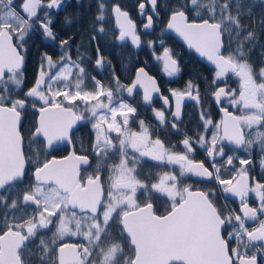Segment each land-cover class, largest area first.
<instances>
[{"label":"snow or ice","instance_id":"1","mask_svg":"<svg viewBox=\"0 0 264 264\" xmlns=\"http://www.w3.org/2000/svg\"><path fill=\"white\" fill-rule=\"evenodd\" d=\"M62 5L63 0H22L19 5L15 0H0V264H31L33 259L38 264H264V183L250 176L257 149L264 173V67L257 71L245 52L258 39L242 23L251 16V6L244 0H175L166 5V29L214 66L209 87L223 114L214 123L191 80L183 90H170L175 100L172 129L180 131L185 99L200 107L198 127L204 129L196 138L185 133L180 141L183 151L177 152L176 145L168 147L160 138L153 139L144 120L139 121V131L131 128L141 105L133 106L125 93L134 98L138 87L143 89V105H151L153 93L160 94L163 106L153 109L159 125H167L165 112L171 111L170 98L160 93L145 67L136 70L130 85L121 83L113 68L111 82L104 84L88 77L79 50L77 59H72L65 39L60 42L59 60L44 54L35 83L20 95L26 38L39 29L54 41L50 10ZM138 9L146 21L143 29H153L160 16V0H140ZM109 15L119 29L113 38L130 39L140 47L137 26L119 4L109 6L106 0H97L95 31L107 34ZM66 23L71 21L66 18ZM260 25L264 27V18ZM147 46L154 48V42ZM99 52L97 47L96 67H111ZM155 58L163 62L167 76L180 72L169 48ZM229 74L238 81V88L226 86ZM221 81L225 87H218ZM29 106L39 117L25 135L22 116ZM229 107L240 114L234 115ZM81 121L91 124L94 135L87 147L81 143L77 151L73 129ZM213 129L209 138L205 133ZM26 139L31 159L25 154ZM224 142L233 155H227ZM59 143L73 146V151L61 159H48L49 150ZM195 145L206 150L210 168L190 158ZM240 151L246 156H238ZM145 157L156 162L155 167L177 165L180 171L140 178L138 169ZM225 157L218 166L217 158ZM26 163L34 167L33 182L20 188ZM225 165V170L235 173L229 179L220 175ZM82 168L93 171L85 177ZM186 174L209 183L215 180L222 198H238L239 211L227 205L218 208L215 187L192 191L182 186L181 177ZM250 193L257 198L256 207L248 203ZM157 200L167 201L165 214H157ZM249 221L256 223L251 230ZM53 228L50 238L41 235ZM65 237L80 242L66 243ZM37 239L36 247L30 248Z\"/></svg>","mask_w":264,"mask_h":264},{"label":"trees","instance_id":"2","mask_svg":"<svg viewBox=\"0 0 264 264\" xmlns=\"http://www.w3.org/2000/svg\"><path fill=\"white\" fill-rule=\"evenodd\" d=\"M140 0H106L111 6L112 4L121 5L122 9L126 10L130 18L134 21L139 28L143 22V17L139 14L138 3ZM19 5L22 0H15ZM46 2V0H45ZM175 3V0H160L161 11L160 16L156 19L152 33H144L139 31L141 38V46L135 47L128 40L125 42L116 41L113 36L117 35V29L113 23V16L109 15L106 23V35H100L95 31L93 22L97 15V0H63V5L58 10H50L52 13L53 23L51 25L53 31L56 33V39L45 38L39 29L31 31L26 38L27 42L24 45L25 62L23 65L24 83L23 90L20 95L23 96V92L33 86L38 75V70L41 63V57L47 54L52 57L53 60L58 61L62 55L60 48L61 40H68L70 44V54L73 60L77 59V53L83 55L85 63L82 65L86 68L88 77H96L104 84H108L112 80L111 71L114 68L116 75L120 78L121 83L127 85L134 74L135 69L139 65H144L149 73L155 75L158 79L161 89L164 88L165 81L160 77L158 73V62L154 60L153 50L147 46L148 41L161 38L164 41V45L168 47L174 54V57L178 59L180 63V73L169 81V86L175 89L184 88L186 83L191 80L193 84L199 88L200 98L203 102V106L209 111L211 119L215 122L219 121V109L212 98L211 93L213 88L209 87L213 78V69L209 68L193 53L187 51L181 43H179L173 36L169 35L163 29L165 21L168 16V9L166 5ZM246 6H251V16H245L242 23L248 26L249 30H253L257 33V41L248 44L245 48V52L253 64L254 68L258 71L260 67H264V27L260 25V21L264 18V0H244ZM247 7L245 11H247ZM66 18L71 23H66ZM97 38L92 39L93 36ZM236 45L233 43L232 47ZM97 47H99V54L111 63L110 72L104 67L101 71H98L95 61L97 59ZM158 47H155L157 51ZM227 55V52H225ZM230 85L238 88V81L236 78L231 77L229 81ZM187 113V125L186 133L188 136L196 138L197 133H202L203 128L198 127L201 124L200 120V107L196 105L195 101L188 102L186 105ZM25 122L22 120V126ZM208 133H206L207 135ZM225 145V151L227 155H233L230 150L231 146ZM258 149L253 155L258 160ZM238 156L244 157L246 153L240 151ZM257 156V157H256ZM227 157L224 160L217 158L218 166L225 163ZM206 163V161L204 160ZM238 165V160L236 161ZM228 166L222 167L220 175L224 179H229L235 173L228 168ZM253 177L261 183H264V173L254 168L251 172ZM28 173L24 175V179L28 183L31 181L28 178ZM193 182V181H192ZM194 187H199L203 190L209 188H216V181H195ZM217 191V189H216ZM225 199V198H224ZM216 206L218 208L224 207L220 194L217 191L215 197ZM228 205L233 206L237 210L236 201L227 197L225 199Z\"/></svg>","mask_w":264,"mask_h":264},{"label":"flooded vegetation","instance_id":"3","mask_svg":"<svg viewBox=\"0 0 264 264\" xmlns=\"http://www.w3.org/2000/svg\"><path fill=\"white\" fill-rule=\"evenodd\" d=\"M143 19H145V18L143 17ZM143 22H144V20H143ZM154 22L156 25L157 22L156 21H154ZM140 27H141V25L139 26V28L137 27L138 33H139V31L141 32ZM118 35H119V30H117V36ZM155 41H156V39L153 40V42H155ZM156 46H157V44H154V48H151V50H153V55H154V53L156 55L157 52H158V55H160L162 53L163 48L166 47L163 43V47L157 46L158 50L155 51ZM155 55H154V60L158 62V73H159L160 77L166 82L164 85V88L161 89V87H160L161 85H159L157 77L153 74L152 75L155 76L157 79V82H158V85L160 88V92L164 96H168L170 98L171 111L165 112V115L168 119V123H167V125H164V126L159 125L158 121L156 120V118L153 115V109L154 108L155 109H161L162 108V106H163L162 100L159 97H155V98H153L150 106L143 105L142 104V98H143L142 93H140L139 91H136L134 98L127 97V94L125 93V99H127L133 106L141 105L138 108L139 115L135 118V122H133L131 124V128L133 131H139V121L144 120L145 124L153 132V136H152L153 139L160 138L165 143V145L168 147H171L172 145H176L177 147L175 150L177 152H182L183 146L181 145L180 141L184 138V134L186 133V131H185L186 125H187L186 105L188 102H186L182 108V111H181L182 119H181V121L178 122V127H179L180 131L176 132L175 130L172 129V126H171L173 123V121H172L173 98H171L170 90H183L185 88V86H184V88H181V89H175V88L169 86V83H170L169 81H171L173 78H175V76L169 77L165 74L163 62L156 60ZM176 60L178 62V66L180 68V63H179L178 59H176ZM105 68L109 72L112 69L111 67H107V66H105ZM39 69H40V67H39ZM102 69H98V71H101ZM211 69H213V68H211ZM38 72H39V70H38ZM213 76H214V69H213ZM231 77H233V76L229 75V77L227 78L226 86L228 88L236 89L235 87L231 86L229 83ZM221 84L225 85V83L223 81H221V82H218V87ZM225 106L227 107V105H225ZM228 110L233 112L235 115L240 114L236 108L229 107ZM220 119H221V114H220V110H219V121H220ZM22 120L25 122V124L22 127H23L25 135H27L28 130L32 128L33 124L37 120V111H35L34 109H32L29 106L25 110V112L23 113ZM213 131H215V129L207 132L208 133L207 136L209 138H211ZM202 133H204V130ZM93 135H94V133H93V130H92L90 123H87L86 121L78 122L77 125L73 129V140L75 141V149L77 151H79L81 143H83L87 147L91 143V141L93 139ZM113 135H115V134H113ZM24 145H25L24 150H25L26 156H29L30 159L33 158L32 153H29V151H28V140L27 139L24 141ZM194 147H195V150L189 154L190 158L193 161H201V162H204V160H207V162L209 164L210 161H209V158L206 154L205 149L199 147V145H195ZM49 151H50V155H47L48 159H53V158L61 159L62 157L67 156L69 154V152L73 151V146L67 145L66 143H63V144L59 143V144H55ZM129 151L131 152V150H129ZM257 156H258V160H260V156L259 155H257ZM40 159L43 160L44 156L41 155ZM117 161H118V157H114L113 162H117ZM155 163L156 162L152 161L150 158H147V157L143 158L141 166L138 169V171L140 173V178H144L145 176H147L149 174H151L153 177H155L157 173H163L165 171H173L175 174H178L180 171L179 167L177 165H171V166L162 165L160 167H155L154 166ZM92 164H93V168H94L95 164H96V161L94 159L92 160ZM25 168H26L25 174L28 173V175H29L28 178L31 179V181L29 183H31V182H33L32 173L34 172V167L30 163H26ZM93 168H88L87 170H84L82 168V175L86 177L87 175L91 174L93 171ZM254 168H256L258 171L261 170V168L259 167V163H256V166ZM251 172H250V176L253 177ZM104 176H105V179H107V176H108L107 171L104 172ZM181 181H182V186L188 185L191 187V189H201L199 187H194L193 182L199 181V180L191 178V176L189 174H186L184 177H181ZM29 183L26 180H23V183L17 185V187L22 188V187L27 186ZM201 190H203V189H201ZM228 197L231 198L230 196H228ZM248 202L250 203V205L252 207L257 206V198L253 193L249 194ZM224 203H225V205L228 204L227 201H225V199H224ZM236 204H237V202H236ZM227 206L229 208H234L233 206L231 207L230 205H227ZM166 207H168V203L166 200H157V202L155 204L157 214H165V208ZM19 214L20 213L18 212L17 215H19ZM247 226L251 230V228L256 226V223L253 222L252 224H247ZM52 231H54V228L52 230H44V231H42L41 235L44 238H50L52 235ZM38 239L36 242H34L32 245H30V248L34 249L36 247V245L38 244ZM64 242H66V243H79L80 241L77 240V238H75V237H65ZM31 264H38V262H37V260L33 259Z\"/></svg>","mask_w":264,"mask_h":264},{"label":"water","instance_id":"4","mask_svg":"<svg viewBox=\"0 0 264 264\" xmlns=\"http://www.w3.org/2000/svg\"><path fill=\"white\" fill-rule=\"evenodd\" d=\"M114 18V25H115V27L116 28H118V26H117V24H116V20H115V17H113ZM146 21H144V23H145ZM167 22H168V17H167V20H166V23H165V31L166 32H168L170 35H172L178 42H180L182 45H183V47L187 50V51H189V52H193L197 57H198V59L201 61V62H203L205 65H207L208 67H210V68H213L214 69V66L212 65V64H210L207 60H206V58H204V57H201L197 52H195V50L194 49H190L188 46H187V44H186V42L177 34V33H175L174 31H172V30H167L166 29V25H167ZM143 23V24H144ZM143 24L141 25V27H140V30L141 31H143V32H151L153 29H151V30H148V31H145L144 29H143ZM130 40V39H129ZM130 42H131V40H130ZM157 44L159 45V46H161V41L159 40L158 42H157ZM162 52H163V50H162ZM178 63V62H177ZM140 67H144V66H139V67H137L136 68V70L138 69V68H140ZM136 70H135V72H134V75H133V78H132V80L135 78V76H136ZM145 70H146V68H145ZM147 71V70H146ZM148 72V71H147ZM148 74L150 75V76H152L154 79H155V81H156V84H157V86L159 87V85H158V82H157V79H156V77L155 76H153L152 74H150L149 72H148ZM230 75V74H229ZM132 80L130 81V83L128 84V85H130L131 83H132ZM160 89V88H159ZM136 91H139L140 93H142V97H143V89L142 88H137V90ZM135 91V92H136ZM161 93V92H160ZM155 97H159L160 98V94H158V93H153V98H155ZM189 101H191V100H188V99H185L183 102H182V105H181V111H182V108H183V106H184V104L186 103V102H189ZM173 111H175V100H174V98H173ZM231 112V111H230ZM233 113V112H232ZM220 114H221V119L223 118V114L220 112ZM234 114V113H233ZM235 115V114H234ZM38 117H39V113L37 112V119H38ZM220 119V120H221ZM227 143V142H226ZM61 144H63V143H61ZM194 162H201V161H194ZM193 179H196V180H203V179H201V178H198V177H195V176H193L192 174H189ZM236 179H239V177L237 176L236 177ZM198 190H201V189H192V191H198ZM231 197V196H230ZM232 199H234L235 201H238L239 202V200H238V198H235V197H231ZM250 205V204H249ZM251 206V205H250ZM239 207H240V204H239V206H238V211H239ZM252 207V206H251ZM253 222H251V221H249V222H247V224H252Z\"/></svg>","mask_w":264,"mask_h":264},{"label":"rangeland","instance_id":"5","mask_svg":"<svg viewBox=\"0 0 264 264\" xmlns=\"http://www.w3.org/2000/svg\"><path fill=\"white\" fill-rule=\"evenodd\" d=\"M156 55H158V52L156 53ZM155 55V56H156ZM54 61H56V60H54ZM97 79V78H96ZM99 80V79H98ZM219 87H225V85H223V84H221V85H219ZM206 151V150H205ZM209 161H210V159H209ZM211 162V161H210ZM255 195V194H254Z\"/></svg>","mask_w":264,"mask_h":264}]
</instances>
